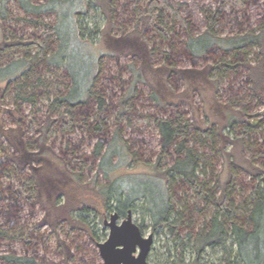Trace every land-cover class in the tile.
<instances>
[{"label": "rangeland", "instance_id": "1", "mask_svg": "<svg viewBox=\"0 0 264 264\" xmlns=\"http://www.w3.org/2000/svg\"><path fill=\"white\" fill-rule=\"evenodd\" d=\"M79 1L53 0L49 8L54 11L37 14L26 12L20 0H0V47L4 46L0 49V264H20L8 262V255L40 264H105L98 243L109 237L104 222L116 211L117 202L110 192L107 208L102 191L123 171L106 177L95 149L102 138L106 145L116 131L131 151L124 161L136 175L148 177L154 173L153 164L159 162L163 171L177 157L172 150L161 154L157 122L173 119L180 128L178 142L185 139L205 156L197 172L205 189L218 195L225 184L237 204L256 183L239 163L250 158L264 168V103L256 97L244 64L255 63L259 49L252 46L236 56L216 45L209 54L193 55L186 45L190 35L205 32L211 22L218 38L258 30L264 25V0H246L240 7L224 0H168L187 28L169 12L162 15L163 21L149 18L148 0H114L110 21L100 8L80 15L86 28L80 37L74 15ZM87 1L95 8V0ZM58 28L64 37L62 50ZM96 28L101 33L93 35ZM23 58L32 65L13 63ZM220 59L243 63L211 79L210 64ZM70 72L76 82L71 98H84L88 88L104 97L105 126L100 129L89 128L97 112L93 99L84 106L60 103L52 110L51 102L73 88ZM66 112L73 118L70 129L61 119ZM49 117L56 122H49ZM212 121L218 123L212 126ZM226 135L242 138L237 146L225 144L227 153L234 149L237 154L232 168L222 150ZM126 181V176L120 180ZM25 183L26 192L34 189L32 200L17 191ZM140 184L157 196L152 180ZM174 195L175 209L185 215L178 240L166 228L154 229L144 199L131 207L143 234H154L150 264H171L182 242L186 259H194V238L210 223L212 207L189 182L177 183ZM226 234L233 260L237 247L231 232ZM225 253L223 247L206 248L201 262L218 264Z\"/></svg>", "mask_w": 264, "mask_h": 264}, {"label": "trees", "instance_id": "2", "mask_svg": "<svg viewBox=\"0 0 264 264\" xmlns=\"http://www.w3.org/2000/svg\"><path fill=\"white\" fill-rule=\"evenodd\" d=\"M20 1L25 11L28 13L38 14L54 11L52 8H49V3L53 0H48L43 4H33L31 0ZM60 1L66 2L67 0ZM224 1H227L236 7H240L245 4L246 0ZM113 3L114 0H95V8H93L87 0H80L78 3V9H76L74 14L78 19L77 29L79 31V37L81 33L83 35V32L86 29L79 21L80 15L85 12L92 13L95 9L100 8L99 11L107 16V21H110L113 16L111 6ZM157 8L159 9V14L156 15L154 12ZM146 11L149 14V18H152V20L158 18L161 21H163L162 15L165 12H169L174 20L182 21V25L187 28V24L181 18L182 16L180 13L169 3L168 0H148ZM146 19L147 17H144V20ZM160 30L165 35V32L163 31L164 29L160 28ZM100 33L101 31L96 28L93 35ZM58 34L61 38L62 50L64 37L60 28H58ZM14 44L19 47L23 46L20 42ZM7 45H13V43H7ZM186 45L193 55L209 54V51L216 45L227 52H234L236 56H239V52L245 51L246 49H249V47H257L259 49L257 54L258 60L255 63L246 61L244 64L248 67L247 75L251 80L256 97L260 102L264 103V25L258 30H250L245 33H237L233 36L218 38L213 31V25L211 22L205 32L199 35H190L187 38ZM0 49H4V46L3 48L0 47ZM23 61L27 62V58L14 61L13 63ZM241 63H243V61L239 60L237 63H233L230 60L220 59L217 62L210 64L208 75L211 79L217 80L219 75L227 73V69L234 66L236 67ZM31 65L32 63L29 60L27 66ZM71 75L74 81L71 92H69L67 96H64L63 98L57 97L51 102L52 110L58 108L60 103L84 106L90 99H93L97 102V112L94 119L95 121L89 126V128L90 130L92 129L91 131H94V129H100L102 126H105L106 102L104 97L100 93H95L88 88L84 98H71L76 87L75 77L72 73ZM139 75H137V77L140 79ZM238 113L241 118L248 123L245 113L243 111H239ZM70 117L72 118L68 112L61 115V119L65 122V129H70V126H72L73 121L70 120ZM49 122H56V120L49 117ZM157 122L161 132V154H168L169 151L172 150L177 157L173 164L163 171L159 168V162L153 164L151 167L154 169V173L149 172L150 176L148 177L136 175L133 171V167L130 169L128 162L124 161L123 157L127 155L131 156V153H129L131 151L128 149L127 142L123 140L119 131L115 132L112 139H110L109 142H106V145L104 144L103 138L96 144L95 155L100 157V167L104 170L105 176L110 177L112 173L118 169H122L123 171L122 174L113 177L109 183L103 186L102 193L105 196V206L107 208L109 207L108 194L110 195L111 192L117 202L116 211L121 216H127L133 203L142 198L145 200L151 218L154 220V229L166 228L170 230L173 238L178 240L179 236L176 233L183 226L185 215L182 211H177L175 209L174 188L180 181L189 182L196 189L198 195L205 201L206 205L212 207V216L208 227L201 229L194 238L193 248L196 250V257L191 260L186 259L184 253L185 243L182 242L180 246L177 247L178 255L171 264H204L201 262L203 252L206 248L215 247H223L226 250L224 257L218 264H264V168L254 164L250 158L246 160L244 159L246 162L245 164L239 163L242 167L244 165L245 170L256 180V183L249 196H247L243 202L237 204L235 200L230 197L225 184H223L222 191L218 195L216 192L212 193V191L210 192L205 189V185L200 181L197 175L201 164L205 163V156L204 154L197 152L195 148L188 146L185 139L182 142H178L177 136L179 135L180 128L175 126L174 120L159 119ZM215 123L218 122L212 121V126ZM225 126L226 125H222L221 129H224ZM183 128L187 130L188 126L186 125ZM198 128L202 129L200 127ZM225 137L226 141L224 142L222 150L228 155L229 164L232 168L233 165L237 163V154L234 149L227 153L225 150V144L229 141L231 143L233 142V146H237L236 144L241 141L242 138H231L229 135H226ZM114 157H117V160L113 161ZM124 176L127 177L126 183L120 182ZM141 180H152L156 185L157 196L154 197L153 193L150 194V189L141 188ZM25 185L26 183L24 186L22 185L19 187L20 189L17 191L20 194L28 195L27 198L32 200V197H34V189L26 192ZM63 215L68 216V212H65ZM188 225L191 227V222H188ZM226 230H229L233 235L234 243L237 247L236 255L233 260H231L232 251L230 250V247L226 246L225 242L226 236H228ZM232 247H234V245H232ZM5 258L8 262L40 264L33 258L22 256L8 255L5 256Z\"/></svg>", "mask_w": 264, "mask_h": 264}, {"label": "water", "instance_id": "3", "mask_svg": "<svg viewBox=\"0 0 264 264\" xmlns=\"http://www.w3.org/2000/svg\"><path fill=\"white\" fill-rule=\"evenodd\" d=\"M117 211L105 220L110 234L106 241L98 243L105 264H150L148 256L154 243V234L145 236L129 211L119 223Z\"/></svg>", "mask_w": 264, "mask_h": 264}, {"label": "flooded vegetation", "instance_id": "4", "mask_svg": "<svg viewBox=\"0 0 264 264\" xmlns=\"http://www.w3.org/2000/svg\"><path fill=\"white\" fill-rule=\"evenodd\" d=\"M129 211H130V210H129ZM128 213H129V212H128ZM119 215H120V214H119ZM123 217H126V216H121V215H120V218H123ZM124 219H125V218H123V220H124ZM123 220H122V221H123ZM122 221H121V222H122ZM121 222H119V223H121Z\"/></svg>", "mask_w": 264, "mask_h": 264}]
</instances>
